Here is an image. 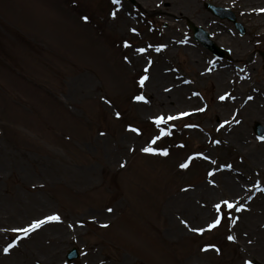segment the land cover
<instances>
[{
	"label": "rangeland",
	"instance_id": "1",
	"mask_svg": "<svg viewBox=\"0 0 264 264\" xmlns=\"http://www.w3.org/2000/svg\"><path fill=\"white\" fill-rule=\"evenodd\" d=\"M136 1L133 5L129 0L119 4L18 0L17 16L9 5L0 3V204L43 202L46 210L38 216L20 209L23 228L53 214L61 220L83 213L85 221L77 225L81 234L63 242L60 264H81L91 250L107 262L125 264H264V246L253 244L242 225L243 214L237 217L223 208L220 225L208 229L218 215L215 205L224 201L219 192L200 227L204 231L192 230L197 227L192 218L198 185L211 172V167L201 165V155L211 147L213 134L226 138L223 123L230 109L223 102L215 104L212 79L201 82L196 71L219 65H212L211 53L195 44L191 58L184 47L173 54L167 51L169 63L164 65L155 58V64H161L160 74L166 75L164 81L151 75L152 66L141 67L153 61L151 56L167 37L186 42L185 20L194 19L230 51V60L215 63L229 65L233 71L249 64L247 76L240 80L264 86V63L256 52L264 51L263 27L242 13L236 0H192L190 6H185L186 0ZM205 1L229 7L246 34L241 36L226 20L204 14ZM56 5L69 7L74 16H66ZM112 8L118 12L114 17L108 16ZM204 15L208 24L202 20ZM141 55L138 64L127 60ZM195 60L201 64L196 66ZM143 77H147L144 91L159 85L160 94L170 95L184 87L182 96L191 91L195 102L175 97L167 98L164 108L139 107L134 102ZM192 108L198 111L188 113ZM161 116L166 122L155 123ZM255 122L264 125L262 120L252 121L251 138L264 142L253 132ZM146 147L155 151H143ZM165 151L167 155L162 154ZM184 163L188 167L181 168ZM229 163L226 158L225 165ZM131 175L137 177L135 184L145 185L153 207L143 227L136 223L133 205L125 202L131 188L137 195L142 193ZM184 192L196 195L181 202L177 194ZM112 203L118 209L112 224L105 227L108 217L101 208ZM159 209L165 210L162 217ZM169 227L174 228L173 234ZM71 245L78 247L80 256L67 262L65 252ZM200 245H205L201 251Z\"/></svg>",
	"mask_w": 264,
	"mask_h": 264
},
{
	"label": "bare ground",
	"instance_id": "2",
	"mask_svg": "<svg viewBox=\"0 0 264 264\" xmlns=\"http://www.w3.org/2000/svg\"><path fill=\"white\" fill-rule=\"evenodd\" d=\"M236 1L244 14L258 20V24L263 27L262 33H264V19H261V16L264 15V11H262L264 10V0ZM167 2L172 3L175 0H167ZM0 3L9 5L10 10L12 11L13 9L14 15L17 16L19 12L17 0H0ZM191 4L192 0H186L185 6H190ZM56 6L64 11L66 16H74L69 7ZM17 19L15 18L14 21L17 22ZM125 22L126 20H122L120 23L124 24ZM141 59L142 55L127 58L129 62L134 61L136 64ZM159 59L162 62L166 61L165 56L161 58V55H159L157 60ZM192 63H195L196 66L201 64L200 61L197 62L196 60ZM248 65L235 71L221 66L215 69L214 74L212 72L207 73L203 69L197 71V78L201 82L212 79L214 83L213 88H215V104L218 105L223 102L230 109L229 115L225 119L226 122L223 123L225 131L228 133L226 138L213 134L215 138H211V147H207L202 152L201 165L211 167V172L198 185L200 188L197 190V206L194 210L192 222L197 224L196 229L203 226L204 218H207L211 213L209 207L211 206L212 208L214 197L219 192L225 195L221 200H228L235 204L233 209H229L234 212V215L241 217L243 214L244 220L242 225L250 233L249 237L253 244L260 245L262 248L264 246V191H262L264 189V142L253 140L248 131V126L255 120L264 121V86L256 82L250 83L240 80L241 77L247 76L246 68ZM160 66L159 62L155 66H152L150 73L156 79L164 81L166 75L160 74ZM235 82H237L238 86H233ZM158 86L155 85V88L151 90L152 92L146 89L145 91L141 90L140 93L144 99L134 102V104L139 105V107L150 105V108H164L167 98L175 97H181L182 99L190 97L189 103L195 102L191 94L182 96L184 87H180L178 92L176 90V92L166 95L165 93L160 94L158 92ZM231 94L232 96H230ZM222 96L224 99L220 98ZM124 141L123 138L121 144L118 143V147L116 148L118 153H120L119 150ZM129 151L131 150H123L121 153L124 155ZM212 151L215 152L214 155L216 154V156L211 157ZM247 154H249V157ZM226 158L230 161L229 165H225ZM131 176L134 186L138 187L142 193L141 195H137L131 188L126 194L125 202L133 205L132 213L137 218L136 223L143 227L149 222L148 218L153 213V207L152 205L149 206V198L145 185L141 182L135 184L137 177L136 175ZM256 176L260 177V184L259 187L254 188ZM193 195L196 194H191L190 192L177 194L178 200L180 199L181 202L189 201ZM221 202L219 200V203ZM10 205L0 204V264H60L62 244L67 239L75 238L81 234V230L77 225L85 221L84 214L78 212L72 213L55 223L45 224L25 234L15 231L23 226L21 225L20 214L22 212L20 209H23L29 215L38 216L46 210L43 202L33 199L27 202L16 201L10 203ZM101 209L103 212H106H104L105 217H108L104 221L105 227H109L113 222L114 212H116L118 206L112 203L107 208ZM164 213L165 210H157V214L161 217ZM160 225L163 226V223L161 222ZM169 229L173 234L174 228L169 227ZM177 230L181 233V229ZM11 233H17V235L9 239ZM9 244H14V246L10 248L8 253L3 252V248ZM202 246L205 247V245H200V251L202 250ZM81 264H125V262H107L99 258L96 250H91L89 259L84 260Z\"/></svg>",
	"mask_w": 264,
	"mask_h": 264
},
{
	"label": "snow or ice",
	"instance_id": "3",
	"mask_svg": "<svg viewBox=\"0 0 264 264\" xmlns=\"http://www.w3.org/2000/svg\"><path fill=\"white\" fill-rule=\"evenodd\" d=\"M112 2L114 4H119L120 3V0H112ZM262 11H264V10H262ZM112 15L114 17L116 15V13L113 12ZM85 19H87V18L85 17ZM133 31H135V30H133ZM139 51L143 52L144 49H140ZM145 79H147V77H143L141 79V81H140L141 84H143V82H144ZM220 98L221 99H224L223 96L220 97ZM136 99L141 100V99H144V98L143 97H136ZM117 115H119V113H117ZM176 118L177 117H168L167 119L171 120V119H176ZM162 122H166L164 117L161 116V117H156L155 118V123L160 124ZM132 131H138V130L137 129H132ZM158 138L159 137H157L156 139H158ZM261 140H264V137H261ZM217 143H219V141H217ZM143 151L151 153V152H154L155 150L152 149V148L146 147V148L143 149ZM162 154L167 155V152L165 151ZM205 158L207 159V157H205ZM213 163H214V161H213ZM180 167L181 168H186V167H188V164L187 163L181 164ZM228 167H230V166H228ZM262 191H264V189H262ZM234 207H235V204L233 202L228 201V200H224L221 203L216 204L215 205V209H216L218 215L213 219V221L210 224H208V229L211 230V229L216 228L217 226L220 225V223H221V215H220V213L222 212V209L223 208L233 209ZM59 220H60V216L58 214H53L51 216L46 217L44 220H37V221H35L33 224H31L29 226V228H20V229H16L15 231L24 232L25 234H27L30 230H33L35 228H38V227H40L44 223H47L49 221H59ZM232 222L235 223V220H233ZM192 230L193 231H197V232H201V233L204 231L203 228H200V229L194 228ZM228 239L229 240H233L234 237L233 236H229ZM13 246H14V244H9L7 247H4L3 248V252L8 253L9 250H10V248H12ZM247 264H251V262L249 261V262H247Z\"/></svg>",
	"mask_w": 264,
	"mask_h": 264
},
{
	"label": "water",
	"instance_id": "4",
	"mask_svg": "<svg viewBox=\"0 0 264 264\" xmlns=\"http://www.w3.org/2000/svg\"><path fill=\"white\" fill-rule=\"evenodd\" d=\"M195 31H198V29L194 28ZM206 38V36H204ZM207 43V42H206ZM219 52V51H218Z\"/></svg>",
	"mask_w": 264,
	"mask_h": 264
}]
</instances>
